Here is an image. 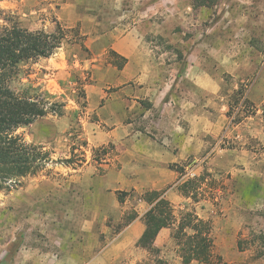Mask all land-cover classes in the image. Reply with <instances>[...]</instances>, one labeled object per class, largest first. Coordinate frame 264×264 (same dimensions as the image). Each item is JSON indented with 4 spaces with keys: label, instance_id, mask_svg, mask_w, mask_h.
<instances>
[{
    "label": "rangeland",
    "instance_id": "374dc122",
    "mask_svg": "<svg viewBox=\"0 0 264 264\" xmlns=\"http://www.w3.org/2000/svg\"><path fill=\"white\" fill-rule=\"evenodd\" d=\"M117 5L113 17L92 14L101 13L103 30H135L139 39V22L162 25L163 35L149 31L134 48L154 57L120 67L119 53L109 43H86L78 23L66 27L53 11L0 8V29L53 32L60 23L65 32L53 55L19 63L9 82L47 108L15 133L49 160L0 189V264H156L148 250L118 240L149 208L145 190L132 186L152 146L183 156L169 165L179 178L166 195L177 217L193 209L210 220L214 251L229 264H264V0ZM151 70L166 91L147 115L152 105L138 95ZM96 90L102 97H93ZM125 156L132 164L123 171ZM199 176L196 199L182 196L179 184ZM174 228L154 244L165 264L181 260Z\"/></svg>",
    "mask_w": 264,
    "mask_h": 264
},
{
    "label": "trees",
    "instance_id": "16d2710c",
    "mask_svg": "<svg viewBox=\"0 0 264 264\" xmlns=\"http://www.w3.org/2000/svg\"><path fill=\"white\" fill-rule=\"evenodd\" d=\"M64 38V28L60 24L53 32L29 30L18 25L0 29V189L12 188L21 177L35 175L49 160V153L42 146L28 143L15 133L19 127L44 116L47 108L15 92L9 82L19 63L50 57ZM113 53L122 67L127 59ZM63 162L70 163L72 159L66 158ZM203 179V176L189 178L179 184L178 190L184 197L196 199L197 185ZM143 199L151 207L144 214L145 229L136 245L154 255L156 264H165L158 256L160 250L154 241L161 229L167 227H175L172 237L179 246V264H190L194 260L204 264H229L214 251L210 220L199 217L193 209L181 211L177 217L173 205L160 191H148ZM118 200L123 202L124 197L118 195ZM142 264L149 262L145 260Z\"/></svg>",
    "mask_w": 264,
    "mask_h": 264
},
{
    "label": "crops",
    "instance_id": "0c3cea01",
    "mask_svg": "<svg viewBox=\"0 0 264 264\" xmlns=\"http://www.w3.org/2000/svg\"><path fill=\"white\" fill-rule=\"evenodd\" d=\"M117 6V0H0V8L5 11H16L18 13L29 11L34 12L35 14L41 11H53L59 22L66 27H71L78 23L82 35L86 37V43H109L112 49L126 59L131 60L137 58L138 55L148 59L154 57L151 50L135 51L134 48L137 44H140L141 41H143L144 36H146L149 31L155 29L156 33H161V35H163L162 25L151 24L150 26H147V24H145L147 22H143V24L139 22L135 29L140 27L141 31V28L144 27V31L141 33V38L139 39L138 36L135 35V30H129L125 34H121L115 26H109L111 29L106 28L103 30L104 22L100 20V18H102L101 13L96 15L92 14L94 11H111L113 17L115 15V10H117ZM88 47L90 46L88 45ZM158 79L159 75L156 70H151L150 73L142 78L143 84L141 85L140 94L138 96L143 97L152 105V107H148L146 110L147 115L151 113L156 106L157 101L161 99L162 94L166 91ZM102 95L103 90H96L93 97L98 98L102 97ZM142 155H144L142 165H144L146 169L142 170L141 174H139L137 179L140 183L136 181L137 183L132 186L133 190L141 188V190H145V192L153 190L160 191L162 192V196L168 199L166 195L173 191L176 185V180L179 178V174L175 170H172L169 165L179 163L183 160V156L180 153L175 154L168 148L156 149L155 146H152L151 149H148ZM122 163L123 171L124 168L127 166L130 167V164H132L131 161H128L127 156L123 157ZM136 168L137 166L134 167V169ZM125 184L127 185V183ZM168 187L170 188V191L165 192L164 189ZM148 205L150 208L151 205ZM144 214L138 215L137 217L135 215V219L119 234V243L123 244V246H131L132 243H135V246H137L136 242L145 229V223L141 219V216L144 217ZM164 229L165 228L161 229L154 244ZM137 248H139V246H137ZM193 262L201 264L195 260L190 264Z\"/></svg>",
    "mask_w": 264,
    "mask_h": 264
}]
</instances>
